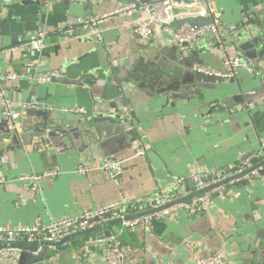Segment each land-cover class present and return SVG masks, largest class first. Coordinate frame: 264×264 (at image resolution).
<instances>
[{
  "label": "crops",
  "instance_id": "0c3cea01",
  "mask_svg": "<svg viewBox=\"0 0 264 264\" xmlns=\"http://www.w3.org/2000/svg\"><path fill=\"white\" fill-rule=\"evenodd\" d=\"M212 1L224 32L234 30L246 16H254L258 23L252 30L259 35L261 46H250L248 53L254 58L242 63L234 79L223 78L207 89L190 82L195 66L211 72L223 69L225 51L210 35L183 47L175 44L166 29L143 40L133 30L140 14L132 12L104 20L99 25L101 39H97L79 28L76 19L99 17L116 8L114 1L64 0L50 6L44 0L0 1V47L1 42L9 45L13 34L23 45L38 31L46 32L43 54L36 56L27 46H19L12 54L0 56L1 74L33 64L30 76L3 85L7 98L19 110V131L24 124L42 121L76 125L79 118L101 108L104 93L128 79L148 91L136 129L100 139V143L82 139L72 145L66 138L50 135L45 136L49 139L45 143L36 138L31 145L5 140L0 150V171L6 178L0 185V225L46 224L53 217L95 211L121 195L128 198L129 206L120 212L133 217L150 211L159 192L179 198L196 192L191 181L174 189L172 180L177 176L192 170L207 175L216 170L229 172L246 156L261 161L257 155L264 149V0ZM226 51L236 55L235 50ZM52 71L60 77L37 82V76ZM227 95L239 96L237 102L244 108L219 109ZM29 103L36 107L18 106ZM66 107H81L87 114L63 112ZM3 118L0 107V133ZM138 141L146 148L144 155H134ZM102 156L122 160V173L112 178L94 168L86 174L76 170L79 163L95 167ZM2 158L7 159L5 164ZM49 169L58 175L42 178L38 192L23 187L19 177ZM256 173L214 193L206 213L189 216L176 208L147 229L142 223L126 226L120 222L103 230L117 234L125 264H195L197 258L220 250L228 264H247L246 259L264 240V184L259 178L262 174ZM78 232L69 236L66 246L52 247L54 254L36 264H107L102 254L106 238L96 242L94 231L75 235ZM0 264L16 263L0 259Z\"/></svg>",
  "mask_w": 264,
  "mask_h": 264
},
{
  "label": "built area",
  "instance_id": "2783aa9c",
  "mask_svg": "<svg viewBox=\"0 0 264 264\" xmlns=\"http://www.w3.org/2000/svg\"><path fill=\"white\" fill-rule=\"evenodd\" d=\"M5 2L22 3L24 1H36V0H0ZM50 6L55 1L64 0H44ZM68 1H80L86 2L87 0H68ZM104 1H114L117 3L115 9L100 15L99 17H92L89 19L77 18L76 23L79 28H83L86 31L94 34L97 39H101V32L99 25L106 19L112 18L116 15H127L132 12L139 13L134 23L133 30L138 33L143 40H149L152 38L155 31L160 29H166L173 35L175 44L182 46L187 44L189 46L201 42L206 36L210 35L215 38L219 43L224 34V30L219 17H215V6L212 0H97V3ZM181 8V9H180ZM177 10V12H175ZM204 18L209 17L211 21L200 27H194L188 23H184L174 33L169 26L176 20L186 18ZM61 30V29H59ZM46 32L40 30L34 35L30 36L27 40L26 46L29 49H35L37 51H43L44 39ZM220 48L223 45L219 43ZM14 51V49H0V56L8 54ZM225 54L223 58V69L217 72H211L204 66H195L193 69L203 72L205 74H214L224 79H234L237 76L238 70L242 67V61L236 55H228L224 49ZM115 62V61H113ZM32 63L26 64L20 68L18 72H10L4 77L0 73V107L3 110L4 118L8 121L11 128L17 127V120L19 117V110L16 109L13 103L6 96L4 88L5 81H13L17 77L30 76ZM252 71L251 69H249ZM60 77L58 71H52L48 74L39 75L36 77L38 83H45L52 78ZM250 104V103H249ZM20 108L30 106L36 107L32 103L18 105ZM239 108H244L243 104H238ZM43 108L51 109L49 106ZM63 112L68 113H82L85 114L86 110L81 107H66L61 109ZM145 146L141 141H138L134 149V155H144ZM250 156H246L241 159L238 167L234 173L224 172L221 170L213 171L210 175L197 172L195 170L190 171L188 174L177 176L172 180V186L177 189L184 185L187 181H191L195 185L196 191L204 189L210 185L217 184L221 181L230 179L233 175L242 172L251 166ZM7 162L6 158L1 159V164ZM97 169L103 172L105 175L115 178L119 176L123 171V161L117 160L110 156H102L95 167L79 163L77 165V171L82 174H86L92 169ZM257 175L256 172H253ZM252 173V174H253ZM58 175L57 170L49 169L41 173H28L19 177L23 182V187L26 190L38 192L40 190L39 182L44 177L55 178ZM261 182L264 184V174L259 175ZM235 181V180H234ZM6 182V178L3 171H0V185ZM232 182V181H230ZM228 184V183H227ZM226 184L215 187L209 192L201 195H196L190 199L171 204L179 197L169 193L159 192L154 198L151 210L143 216L136 217L130 221L123 222L126 226H134L138 223H142L144 228H148L150 223L154 220L158 221L165 216L171 215L175 209H182L189 216L206 213L213 205V194L221 192L226 188ZM129 200L124 195H121L117 200L101 206L95 211H83L73 217L63 218H51L46 224L35 223L33 225H17L14 227L0 225V244L9 243L13 241H45L48 243L64 240L71 234L87 229L92 226L91 220L95 217H99L105 214H110V219L123 218L124 215L120 212L122 207L129 206ZM167 205V206H166ZM101 239L96 238V242ZM66 246V242H63L60 247ZM20 250L12 246H0V259L9 260L11 263H16ZM102 254L107 264H125V251L122 247V243L117 234H111L106 238V243L102 247ZM195 264H228L225 259V253L220 250L212 255L204 258H197Z\"/></svg>",
  "mask_w": 264,
  "mask_h": 264
},
{
  "label": "water",
  "instance_id": "95a60500",
  "mask_svg": "<svg viewBox=\"0 0 264 264\" xmlns=\"http://www.w3.org/2000/svg\"><path fill=\"white\" fill-rule=\"evenodd\" d=\"M31 2L34 1H24L22 3ZM65 2L70 3L80 1L65 0ZM175 12H177V10H175ZM210 21L211 18L209 17L180 19L174 21L169 26V28H171L175 33L184 23H188L194 27H200L208 24ZM256 22L257 19L254 16H246L243 20L239 21L237 27L234 30L224 32L219 43L223 45V48L225 50H235L236 56L239 57L242 62H248V60L254 58L250 57V54L248 53L250 46L256 44L258 49L261 46L259 35L256 34L257 32L252 30L253 25L258 23ZM10 36L11 40L9 45H5L3 42H1L0 49H15L19 46H26L27 41L22 45L19 44L20 42L14 38V34ZM213 40L218 43L215 38H213ZM183 46L189 45L183 44L181 47ZM31 50L36 56L39 54H43V51L39 52L35 49ZM12 52H10L9 55L12 54ZM2 75L5 77L7 73H3ZM222 80L223 78L220 76L214 74H205L203 72L194 70L193 80L192 83L190 82V84L195 85L198 83L203 89V87L206 88L208 84L216 82L219 83L222 82ZM146 94H148V91L146 90V88H144V86L142 87L141 85L134 83L133 80H125L124 82H122V84H118V88L114 87L112 88L111 92H106V94L104 93V99H102L104 103L102 104L101 108L98 111L92 112L83 118H79L78 124L76 125H49L42 121L37 123L24 124L21 131H19L17 127L11 128L8 121L3 118V129L0 133V150L4 148L5 140L14 143L22 140L23 145H31L32 140L36 138H38L41 143H45L49 140H46L45 136L50 135V137L55 136L60 140H64L66 138L72 145L81 142L82 139L88 142V144H94L95 142L100 143V139H109L123 134L129 130H135L137 127L136 124L139 121L140 109L142 106H144L145 100L147 98ZM238 100H240L239 96L227 95V97L223 98L224 104L218 105L217 107L219 109H225L227 112H230L232 111V108L234 106L240 104L237 102ZM245 102L249 103V101ZM86 114L87 113L83 115ZM257 156L262 157L261 161H259L258 157H253L250 160V167L243 170L242 172L233 175L230 179L210 185L204 189L196 191L194 194L188 195L187 197L179 198L171 204H177L186 201L191 197L204 194L211 191L215 187L227 184L230 181L241 179L256 171H259V174H264V169H262L264 168V149L260 150V153ZM235 170L229 172L232 173ZM180 189H178V191H180ZM146 213H141L133 217L131 216L116 219H110V214L95 217L93 220H91V227L81 230L75 235L94 231L98 239L108 238L111 235V232L108 230H103V227L120 222L130 221L136 217L143 216ZM99 221L104 222L99 223ZM95 223H98V225H95ZM68 239L69 237L53 243H48L45 241L25 242L16 240L9 243H1L0 246L8 245L20 250L16 260V264H36L51 257L55 252L54 248H58L63 242H66ZM245 262H247V264H264V240L261 246L252 251L250 257L246 259Z\"/></svg>",
  "mask_w": 264,
  "mask_h": 264
}]
</instances>
